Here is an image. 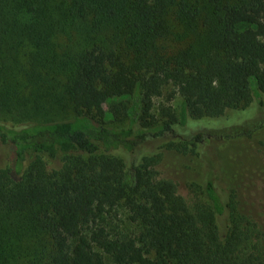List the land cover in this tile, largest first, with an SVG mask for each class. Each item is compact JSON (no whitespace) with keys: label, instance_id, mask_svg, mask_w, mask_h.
I'll return each mask as SVG.
<instances>
[{"label":"trees","instance_id":"trees-1","mask_svg":"<svg viewBox=\"0 0 264 264\" xmlns=\"http://www.w3.org/2000/svg\"><path fill=\"white\" fill-rule=\"evenodd\" d=\"M263 106L264 0H0V259L264 264L237 188L185 198L157 169L202 167L204 132L176 128ZM117 207L136 232L108 230Z\"/></svg>","mask_w":264,"mask_h":264},{"label":"rangeland","instance_id":"rangeland-1","mask_svg":"<svg viewBox=\"0 0 264 264\" xmlns=\"http://www.w3.org/2000/svg\"><path fill=\"white\" fill-rule=\"evenodd\" d=\"M181 102L174 87L167 86L159 97L153 99L152 113L157 118L163 107L176 110ZM251 121V123L247 121ZM243 127L233 128L243 123ZM196 130L204 132L200 145V164L192 156L165 155L158 166L160 178L173 181L178 192L188 197L187 182L193 178L198 182L212 177L218 191L228 187L238 189L242 207L257 220L264 231V106L238 112L226 121L209 123L200 121L196 125L178 127L175 133L179 138L193 135ZM231 133L229 138H224ZM198 172H201L198 174ZM109 231L132 234L136 227L129 220L123 207H117L108 216ZM6 264H20L8 258ZM0 264L4 261L0 259Z\"/></svg>","mask_w":264,"mask_h":264}]
</instances>
